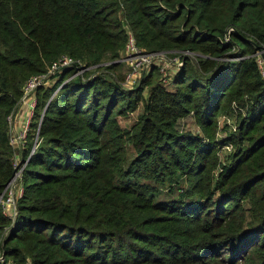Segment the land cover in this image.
<instances>
[{"label":"trees","instance_id":"16d2710c","mask_svg":"<svg viewBox=\"0 0 264 264\" xmlns=\"http://www.w3.org/2000/svg\"><path fill=\"white\" fill-rule=\"evenodd\" d=\"M127 31L146 52L179 55L172 90L156 69L132 89L92 71L121 65ZM263 48L264 0H0V192L23 83L60 55L86 68L84 80L65 67L35 89L19 157L35 132L37 143L13 221L0 209L3 260L264 264ZM187 116L196 132L179 128Z\"/></svg>","mask_w":264,"mask_h":264},{"label":"built area","instance_id":"2783aa9c","mask_svg":"<svg viewBox=\"0 0 264 264\" xmlns=\"http://www.w3.org/2000/svg\"><path fill=\"white\" fill-rule=\"evenodd\" d=\"M182 54H185V56L189 55L188 53H182ZM161 55L165 56L166 53L146 52L140 47H138L132 33L130 31H127L123 50L120 56L118 57V59L114 61V63H121L127 67L128 71L125 74L124 81L125 83L128 84V86H134L135 85L134 82L137 80V78H139V76H141L144 73L146 67L152 64L155 59L161 58L160 57ZM166 57L168 56L166 55ZM168 58H171L169 62L173 61L171 63L174 64H176L179 61V58L176 57V55H172ZM254 59L258 71L262 76V78L264 79V48L254 53ZM72 66L77 67L75 75L82 73L86 69L83 68V66H81L77 60H73L68 56H61L55 61H53L50 64V66L47 68L48 74L46 72L45 74L30 76L22 85L21 88L22 93L19 99L20 103H23L25 106H27L28 109L30 108L32 110L33 103H29V102H32L35 89L38 86L40 85L42 86L46 83L48 75H51L52 73L62 68L72 67ZM158 71L160 74L159 79L161 83L165 84L169 79V75H166L164 67L159 68ZM128 82H131L132 85ZM6 120L9 129V143L13 149L11 162L14 170L12 176L10 177L8 182L4 185L3 187L4 189H2L3 191L0 192V202H2L3 200L5 204L7 206L10 205V208L13 209L14 211V203L16 199L21 196L22 193L21 173L23 171V168L25 166L28 157L33 153L36 147L37 137L35 132L33 143L26 157L24 159H21L19 157L18 149L24 146L26 133L29 128L28 127L29 120L23 121L21 125L17 126V129L14 131L12 129L13 113H9L6 116ZM3 196L4 198H2Z\"/></svg>","mask_w":264,"mask_h":264},{"label":"rangeland","instance_id":"374dc122","mask_svg":"<svg viewBox=\"0 0 264 264\" xmlns=\"http://www.w3.org/2000/svg\"><path fill=\"white\" fill-rule=\"evenodd\" d=\"M225 40H227V39H225ZM159 53H161V52H159ZM182 53H188L189 55H187V56H190V57H194V56L196 57V56L199 55L198 53L191 52V51H181L180 52L181 55H185V54H182ZM174 55H176V57L179 58V56H177L178 54H174ZM61 56H66V55H60L59 57H61ZM160 57L161 58L155 59L154 61L152 60L153 63L146 67V69L144 70V73L141 76H139V78H137V80L134 82V84H137L140 80H142V78L148 73V71H150L151 69H156V72H157L156 80H158V83L161 85V87H163V89L168 90V91L173 89L172 80H173V77L177 74V71L180 68L181 60H179L176 64H174V63H171L173 61L169 62L171 58H168V57H170V56L166 57V55L165 56L161 55ZM112 63H114V60L112 61ZM106 64H109V63H105L104 65H106ZM163 67L165 69L166 75H169V79H168V81L165 84L161 83V81L159 79L160 78V74H159V71H158L159 68H163ZM92 71L97 72V73H104L107 77H110V78H112L114 76L120 78V76H122L123 79H122V81L120 83V84H122V87H124L125 89H132L133 88V86H128V84L125 83V81H124L125 74L128 71L127 67L124 64H121L120 66H118V67H116V68H114L112 70L93 69ZM75 72L73 73V75H75ZM47 74H48V72H47ZM78 75L83 76L81 78V80H84L86 78V76L82 75L81 73L78 74ZM47 80H46V83H45L46 85L45 86H49L50 82H54L55 81V79H52L51 81H49V80L47 81ZM128 83H130L132 85L131 82H128ZM59 87H60V85H58V87H56L53 90L52 95L59 89ZM144 95H145V90H144ZM29 103H33V107H34V105L36 103V100H35L34 96L32 98V102H29ZM19 105H24V104L20 103ZM25 107L27 108V106H25ZM140 110H141V104L138 102L136 108H134L131 111H128L125 116L118 115L117 119H118V122H119L120 126L121 127H125V128H129V126L136 120L137 115L140 112ZM32 114H33V108H32V110L30 108L29 109L27 108V117L21 119L19 122H18V119L15 116H13V123H12L13 131L16 130L17 126L21 125V123L23 121L30 120ZM223 117H224V115H219V118H218V129H219L217 131L218 135H221L222 132H223L222 129H221L222 126H223V122H222V118ZM39 119H40V116H39ZM227 122L230 124L231 118H229ZM230 125L233 126L234 125L233 122H231ZM179 128L180 129L191 130L193 132H196L198 130V127L195 124V122H194V120H193V118L191 116H187V117H184V118L180 119ZM127 147H128L127 148V153H128L127 158H130L131 155L133 154V150L129 146H127ZM142 182H146V181L142 180ZM2 198H4V196ZM0 207H1L0 208L1 212L4 215H6L11 221H13V219L15 218V215H16L15 203H14V211H13V209L10 208V205L7 206L3 200H2V202H0ZM0 264H12V262H11V260L9 258L3 260L2 254H0Z\"/></svg>","mask_w":264,"mask_h":264},{"label":"crops","instance_id":"0c3cea01","mask_svg":"<svg viewBox=\"0 0 264 264\" xmlns=\"http://www.w3.org/2000/svg\"><path fill=\"white\" fill-rule=\"evenodd\" d=\"M13 116H15L18 119V122L27 117V108L25 105H19L16 107L15 112L13 113Z\"/></svg>","mask_w":264,"mask_h":264}]
</instances>
